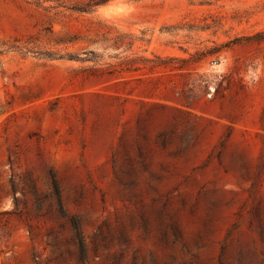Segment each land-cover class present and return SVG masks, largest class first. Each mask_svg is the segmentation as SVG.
<instances>
[{
	"label": "rangeland",
	"instance_id": "rangeland-1",
	"mask_svg": "<svg viewBox=\"0 0 264 264\" xmlns=\"http://www.w3.org/2000/svg\"><path fill=\"white\" fill-rule=\"evenodd\" d=\"M85 1L0 0V264H264V0Z\"/></svg>",
	"mask_w": 264,
	"mask_h": 264
},
{
	"label": "trees",
	"instance_id": "trees-1",
	"mask_svg": "<svg viewBox=\"0 0 264 264\" xmlns=\"http://www.w3.org/2000/svg\"><path fill=\"white\" fill-rule=\"evenodd\" d=\"M107 0H87L83 3H81L77 9L80 10V11H90L92 9L93 6H96L98 4H101V3H104L106 2ZM133 43L130 44V46L128 47H131ZM219 48L217 46H213V47H210V48H207L205 50H196L194 54H191L188 58H177V57H170V59L172 58H175L177 59L178 61H181V62H184V63H194L193 64V67H189V69H195L196 67V63H199L201 62L203 59H205L207 57V55H212L213 53H215L216 51H218ZM158 57V56H157ZM100 58V55L99 54H96L93 58V60H97ZM158 65H160L161 63L163 62H166L165 59L163 58H160L158 57ZM183 65V64H182ZM181 65V66H182ZM126 69H128L129 67H125ZM93 73V72H92ZM225 77V76H224ZM218 84H219V81H218ZM218 88H219V85L215 88L216 91H218ZM178 110H181L179 108H177ZM185 111V110H182V112Z\"/></svg>",
	"mask_w": 264,
	"mask_h": 264
}]
</instances>
